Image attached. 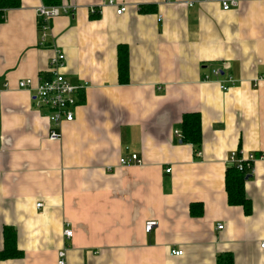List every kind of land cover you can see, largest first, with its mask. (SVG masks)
Wrapping results in <instances>:
<instances>
[{
  "label": "crops",
  "instance_id": "1",
  "mask_svg": "<svg viewBox=\"0 0 264 264\" xmlns=\"http://www.w3.org/2000/svg\"><path fill=\"white\" fill-rule=\"evenodd\" d=\"M101 1L59 0L74 10L51 18L45 45L42 0L0 10V251L12 227L21 254L0 264H55L61 248L66 264H264V159L244 180L249 213L225 189L231 151L264 154V0L227 10L219 0H113L126 5L120 15L110 5L90 14ZM53 47L62 74L85 85L59 127L18 86L45 77ZM212 68L235 83L204 81ZM185 112L201 118L198 148L177 137ZM132 153L140 164L122 166Z\"/></svg>",
  "mask_w": 264,
  "mask_h": 264
},
{
  "label": "built area",
  "instance_id": "2",
  "mask_svg": "<svg viewBox=\"0 0 264 264\" xmlns=\"http://www.w3.org/2000/svg\"><path fill=\"white\" fill-rule=\"evenodd\" d=\"M221 9L227 10L230 7H234L238 4L236 0H219ZM106 5L114 6L115 13L120 15L126 9L125 4H118L113 0L101 1L96 5H91L89 8L90 14H98ZM191 6L192 3H189ZM74 7L70 5H45L42 4L36 8V17L38 18V32H39V44L45 45L47 43V29L51 18L58 16L62 13L72 14ZM54 48L52 55L48 59V74L49 77H41L38 83L32 88L31 80L29 78L21 79L18 83L19 87L32 90L33 104L38 108H44L47 110L46 118L52 126L59 127L65 121H72L73 109L76 106L77 96L81 89L84 88L83 83H73L61 72V69L65 65V55L61 50ZM215 80L222 91H226L232 84L235 83L234 78L227 74L224 77L223 71L219 68H212L210 74L204 75L203 80ZM177 137L181 138V132L176 131ZM49 140H59L61 138L59 130L51 128L48 132ZM200 152L197 154L199 155ZM228 162L231 166H234L237 170L245 171L246 173L253 174L254 163L258 159H264V154H256L254 152H247L242 154L239 150H233L229 153ZM119 162L122 166L130 163L140 164L139 157L132 153L127 157L119 158ZM170 169H166L169 172ZM41 205L40 202L36 204L38 208ZM157 222L155 220H147L144 224V230L150 232ZM222 224H217V229L222 228ZM72 230H63V236L68 238L71 235ZM260 246H264V242L260 243ZM65 248H61L57 251V260L55 264H66ZM173 254L180 255L182 250H173Z\"/></svg>",
  "mask_w": 264,
  "mask_h": 264
},
{
  "label": "trees",
  "instance_id": "3",
  "mask_svg": "<svg viewBox=\"0 0 264 264\" xmlns=\"http://www.w3.org/2000/svg\"><path fill=\"white\" fill-rule=\"evenodd\" d=\"M44 4L57 5L59 0H42ZM19 0H0V10L3 8L17 7ZM141 11L148 10L140 8ZM96 16V14H93ZM92 15V16H93ZM117 59V74L119 82H127L128 80V46L126 44H119L116 52ZM43 76L49 77L48 72ZM179 131L181 132V141L188 142L198 148L201 142V118L198 112H185L179 123ZM225 189L227 192V203L233 205H241L244 213L250 212V202L245 196L243 188L245 176L248 174L245 171L237 170L234 166H229L226 170ZM201 204L190 205V213L194 216L201 215ZM4 245L0 251V258H11L20 256V252L16 247L15 231L12 227H5L3 230ZM220 264H233L231 257L227 256L222 260H218Z\"/></svg>",
  "mask_w": 264,
  "mask_h": 264
},
{
  "label": "water",
  "instance_id": "4",
  "mask_svg": "<svg viewBox=\"0 0 264 264\" xmlns=\"http://www.w3.org/2000/svg\"><path fill=\"white\" fill-rule=\"evenodd\" d=\"M250 176V174H247L246 176H245V178H248Z\"/></svg>",
  "mask_w": 264,
  "mask_h": 264
}]
</instances>
